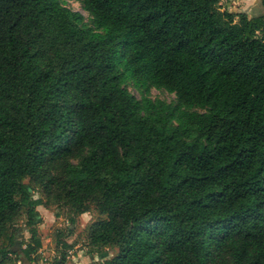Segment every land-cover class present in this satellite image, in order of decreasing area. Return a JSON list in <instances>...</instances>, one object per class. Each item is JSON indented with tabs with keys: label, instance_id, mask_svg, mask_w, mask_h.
<instances>
[{
	"label": "trees",
	"instance_id": "1",
	"mask_svg": "<svg viewBox=\"0 0 264 264\" xmlns=\"http://www.w3.org/2000/svg\"><path fill=\"white\" fill-rule=\"evenodd\" d=\"M79 1L0 0V264L41 205L104 217L96 264H264V0Z\"/></svg>",
	"mask_w": 264,
	"mask_h": 264
},
{
	"label": "rangeland",
	"instance_id": "2",
	"mask_svg": "<svg viewBox=\"0 0 264 264\" xmlns=\"http://www.w3.org/2000/svg\"><path fill=\"white\" fill-rule=\"evenodd\" d=\"M67 5L74 11L83 14L85 21L91 23L90 14L86 12L82 3L79 0H68ZM222 10H228L235 13H246L248 16H253L261 11L259 0H222ZM131 91L137 97H141L139 92L131 85ZM151 97L160 98L167 102H175V94H170L166 90L155 89L151 91ZM32 193L35 198L42 197L39 189H33ZM40 212L37 220L39 236L42 240V246L36 252H33L32 260L24 258L25 264H56L58 263L63 253H67L66 264H96L106 258L111 259L117 255V248H102L96 249L89 247L87 242V232L90 225L104 218L95 209L83 215H77L64 208L55 206L47 208L43 205L38 207ZM75 218L76 223H71V219ZM21 228L20 238L18 239V248L20 255L24 257L22 248L25 249L31 240L29 228L25 225V218L22 217L19 221ZM62 235V240L67 242L71 247L65 248L59 241L58 234ZM21 260V261H20ZM17 259L13 264H23L22 259Z\"/></svg>",
	"mask_w": 264,
	"mask_h": 264
},
{
	"label": "water",
	"instance_id": "3",
	"mask_svg": "<svg viewBox=\"0 0 264 264\" xmlns=\"http://www.w3.org/2000/svg\"><path fill=\"white\" fill-rule=\"evenodd\" d=\"M259 3L261 4V0H259Z\"/></svg>",
	"mask_w": 264,
	"mask_h": 264
}]
</instances>
